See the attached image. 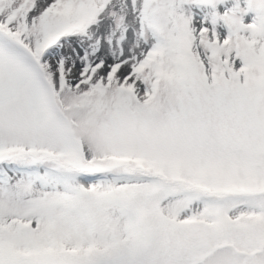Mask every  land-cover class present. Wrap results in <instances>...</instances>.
Segmentation results:
<instances>
[{
	"label": "snow or ice",
	"instance_id": "obj_1",
	"mask_svg": "<svg viewBox=\"0 0 264 264\" xmlns=\"http://www.w3.org/2000/svg\"><path fill=\"white\" fill-rule=\"evenodd\" d=\"M0 264H264V0H0Z\"/></svg>",
	"mask_w": 264,
	"mask_h": 264
}]
</instances>
